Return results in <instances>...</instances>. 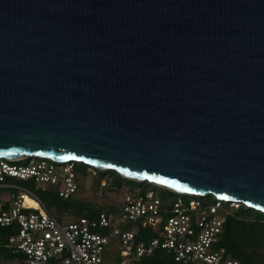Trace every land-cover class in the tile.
Returning <instances> with one entry per match:
<instances>
[{
	"label": "water",
	"instance_id": "obj_1",
	"mask_svg": "<svg viewBox=\"0 0 264 264\" xmlns=\"http://www.w3.org/2000/svg\"><path fill=\"white\" fill-rule=\"evenodd\" d=\"M39 156L264 212V0H0V159Z\"/></svg>",
	"mask_w": 264,
	"mask_h": 264
},
{
	"label": "built area",
	"instance_id": "obj_2",
	"mask_svg": "<svg viewBox=\"0 0 264 264\" xmlns=\"http://www.w3.org/2000/svg\"><path fill=\"white\" fill-rule=\"evenodd\" d=\"M26 158L0 159V227L10 228L7 247L13 253L7 264H104L110 247L118 248L117 264H139L158 249L183 264H242L220 245L226 219L240 204L214 195L210 202L152 183L156 187L128 189L123 208L115 214L103 211L63 223L34 190L18 181L32 180L36 190L54 189L71 198L80 187L74 161L39 156L22 163ZM160 187L177 195L164 196ZM145 229L152 237L139 240Z\"/></svg>",
	"mask_w": 264,
	"mask_h": 264
},
{
	"label": "trees",
	"instance_id": "obj_3",
	"mask_svg": "<svg viewBox=\"0 0 264 264\" xmlns=\"http://www.w3.org/2000/svg\"><path fill=\"white\" fill-rule=\"evenodd\" d=\"M29 160L30 158H26L21 162L26 163ZM73 163L78 172H80L81 169L87 170L90 166L82 162ZM107 173L114 176L116 182L125 181L139 187H156L148 181L137 182L127 177L123 178L124 175L115 170L101 171L100 177H104ZM22 182L26 185H34L32 180H23ZM159 189L164 196L177 195L169 189L161 187ZM36 194L49 209L55 207L59 215L69 212L77 217L87 216L94 218L103 211H106L110 215L118 211V208H112L110 210L95 208L89 203L79 201L73 197L65 199L60 197L58 192L54 189L38 190ZM212 197L214 198V196ZM10 234V228L0 227V264H7V261L13 258L12 251L7 247L8 236ZM145 236L152 237V233L147 229L142 230L138 235V239L140 240ZM220 245L226 247L228 253L232 257L239 259L242 264H264V212L249 208L243 203L240 204V206L232 214L228 215L226 219ZM139 264L183 263L177 262L174 257L165 250L158 249L154 255L142 257Z\"/></svg>",
	"mask_w": 264,
	"mask_h": 264
},
{
	"label": "rangeland",
	"instance_id": "obj_4",
	"mask_svg": "<svg viewBox=\"0 0 264 264\" xmlns=\"http://www.w3.org/2000/svg\"><path fill=\"white\" fill-rule=\"evenodd\" d=\"M101 171H105V170L98 169L92 166H89L87 170L81 169V171L78 174L80 187L78 191L74 194L73 198L79 201H83L85 203H89L91 206L95 208H103L106 210L108 209L110 210L112 208L122 209L128 189L134 187L137 188L138 186L132 185L125 181L116 182L115 177L108 173L101 178L100 177ZM125 177L126 176H123V178ZM103 180L106 181L105 186H102L101 184ZM132 180H135L137 182H143L142 180H136V179H132ZM18 182L20 184L28 186L36 193H38V190L35 189L34 185H26L22 181H18ZM191 198L197 199V197H191ZM206 199L209 200L210 202L213 201L212 196L207 197ZM51 210L63 223L71 222L79 218L69 212L64 213L63 215H59L55 207H53ZM117 261H118V248L114 247L112 249V247H110V251L105 253L104 264H117Z\"/></svg>",
	"mask_w": 264,
	"mask_h": 264
},
{
	"label": "bare ground",
	"instance_id": "obj_5",
	"mask_svg": "<svg viewBox=\"0 0 264 264\" xmlns=\"http://www.w3.org/2000/svg\"><path fill=\"white\" fill-rule=\"evenodd\" d=\"M27 202L33 204V205H37L35 202H33L29 197H27Z\"/></svg>",
	"mask_w": 264,
	"mask_h": 264
}]
</instances>
